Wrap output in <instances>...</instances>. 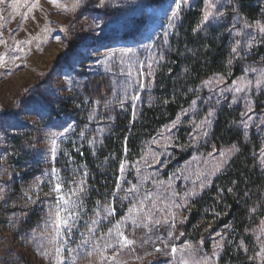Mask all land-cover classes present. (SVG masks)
Returning a JSON list of instances; mask_svg holds the SVG:
<instances>
[{
    "label": "rangeland",
    "instance_id": "rangeland-1",
    "mask_svg": "<svg viewBox=\"0 0 264 264\" xmlns=\"http://www.w3.org/2000/svg\"><path fill=\"white\" fill-rule=\"evenodd\" d=\"M252 1V21L234 0L200 5L202 22L225 28L243 57L238 75L205 79L172 120L110 160L104 140L153 98L174 0H0V264H224L231 227L210 221L198 240L183 227L237 152L210 143L219 107L235 106L259 137L264 171V0ZM71 21L85 40L73 53ZM85 151L95 167L108 156L102 189ZM249 233L243 253L262 263L264 217Z\"/></svg>",
    "mask_w": 264,
    "mask_h": 264
},
{
    "label": "trees",
    "instance_id": "trees-1",
    "mask_svg": "<svg viewBox=\"0 0 264 264\" xmlns=\"http://www.w3.org/2000/svg\"><path fill=\"white\" fill-rule=\"evenodd\" d=\"M234 1L239 17L249 21L258 18L259 8L252 0ZM202 2L193 0L194 4L180 8L176 14L175 27L165 40L163 63L153 82V98L141 108L135 120L118 121L115 132L104 140L108 150L114 148L110 156L101 154L96 162L100 165L95 167L90 152H84L83 160L94 176L96 190L102 189V183L106 181L100 173V169L106 166L103 163L105 156L110 160L111 156L120 159L124 145L128 149H136L172 120L183 105L191 103L195 88L205 79L218 73H228L229 69L233 78L238 75L243 57L231 53V37L225 28L202 22ZM100 11L105 10L101 8ZM63 37L71 53L85 42L72 21L64 27ZM259 57V52H254L248 59L256 61ZM236 111L235 106L222 105L215 113L210 143L216 147L234 146L237 152L211 186L192 202L183 232L189 234L190 239L198 240L200 231L210 221L218 228L231 227L222 262L264 264V261L259 263L255 256L243 253L242 244H249V237L252 240L249 231L253 224L264 217V171L259 164L260 139L253 133L247 134L238 125L240 121ZM117 161L113 166L109 165L114 173L119 166Z\"/></svg>",
    "mask_w": 264,
    "mask_h": 264
},
{
    "label": "snow or ice",
    "instance_id": "snow-or-ice-1",
    "mask_svg": "<svg viewBox=\"0 0 264 264\" xmlns=\"http://www.w3.org/2000/svg\"><path fill=\"white\" fill-rule=\"evenodd\" d=\"M175 4H176V9L179 10L182 7V2H187V0H174ZM209 15L210 14H205L204 16V21L207 22L209 20ZM176 16V11H173L172 13V17H170L169 19H174V17ZM261 32H264V28L260 29ZM233 51H235V49H233ZM209 115H211V113H209ZM53 144H55V141H53ZM54 190H59V186H57V189ZM173 252L176 251L175 248L172 249Z\"/></svg>",
    "mask_w": 264,
    "mask_h": 264
}]
</instances>
